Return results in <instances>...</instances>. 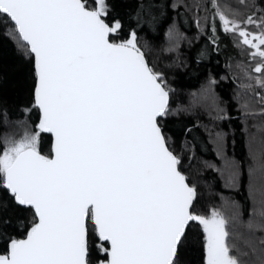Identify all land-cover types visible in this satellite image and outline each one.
<instances>
[{"label":"snow or ice","instance_id":"6c2138e0","mask_svg":"<svg viewBox=\"0 0 264 264\" xmlns=\"http://www.w3.org/2000/svg\"><path fill=\"white\" fill-rule=\"evenodd\" d=\"M213 8L225 34L255 50V86L264 89V9L240 18ZM109 12L108 0H0L4 34L14 30L35 59L40 113L35 132L0 140V194L33 213L24 238L9 237L0 250V264H179L192 222L205 233V264H248L227 216L192 210L196 189L160 123L171 89L137 33L122 39ZM41 133L54 138L50 155L40 151ZM248 174L247 227L264 245L255 236L264 234V142ZM227 179L234 184L236 173ZM6 207L0 203V228L9 224Z\"/></svg>","mask_w":264,"mask_h":264},{"label":"trees","instance_id":"16d2710c","mask_svg":"<svg viewBox=\"0 0 264 264\" xmlns=\"http://www.w3.org/2000/svg\"><path fill=\"white\" fill-rule=\"evenodd\" d=\"M223 1L108 0V20L120 21L122 39L132 31L137 33L139 46L150 66L163 74L171 89V111L160 123L170 149L181 160V170L197 190L192 210L209 217L215 209L227 216L232 243L239 252L248 253L242 259L248 264H259V249L264 245L249 230L245 234L242 224L247 225L250 205L249 142L259 138L264 141V105L259 104L260 113L250 114L251 101H247L248 108H243L241 93L257 101L261 98V102H264V93L241 88V84L254 77L251 69L259 63V58L250 59L249 50L238 46L237 36L225 34L220 21L213 20V4L228 13ZM238 2L241 3L237 10L243 9V18L264 9V0ZM9 27L6 22H0V140L4 138L8 121L27 120L37 129L40 115L34 102L33 56L22 46L26 43L14 30L11 37L4 34ZM205 95L212 96L218 112L211 113L204 100L196 106L192 104L198 101L197 97ZM51 145L52 136L41 133L40 151L50 155ZM223 155L237 175L234 184L227 183L223 174ZM0 196V203L7 206L3 217L9 221L8 226L0 228L2 250L9 237L25 236L33 213L17 206L6 193ZM239 235H247L257 249L256 254L245 244V237L242 240ZM261 235L264 234L255 233L257 237ZM205 258V233L198 222H192L180 246L179 264H205Z\"/></svg>","mask_w":264,"mask_h":264},{"label":"rangeland","instance_id":"374dc122","mask_svg":"<svg viewBox=\"0 0 264 264\" xmlns=\"http://www.w3.org/2000/svg\"><path fill=\"white\" fill-rule=\"evenodd\" d=\"M242 1V0H240ZM240 3L241 2H238V0H224L223 1V7L224 9L226 10V12L228 13H231L233 11H238L240 16L242 15L243 12H241L243 9L241 10H237L239 7H240ZM240 18H243L242 16ZM256 29V28H255ZM250 31H252L253 33H255L257 30L254 31V27H252L250 29ZM246 49L249 50V52H254L255 50L254 49H249L248 46H245ZM165 51H168V47L165 49ZM242 67V66H241ZM240 67V68H241ZM256 67V66H255ZM253 67L251 69L252 73L254 74V77H251L252 79L244 84H241V88H247V85H252V87H249V88H253L254 90L253 91H257L259 93L263 92L264 93V89L262 88H258L255 86V77L258 76L259 74L258 73H255L253 71ZM241 83V82H240ZM256 89V90H255ZM245 96V95H244ZM241 93V104L243 105V108L244 105H247L248 106V103L247 101H251V104H250V108L252 109H249L251 112H249L250 114L251 113H260L261 112V108L259 107V104L260 106L262 107L264 105V102H261V98H258L259 100H254L250 97L247 96L244 97ZM211 98V99H210ZM196 99H198V101H195V102H192V104H194L195 106L197 104H200V102L202 100H204L205 102H208V107L211 108V113H216L218 112V107H217V104L214 100H212V96L211 95H205V96H201V97H197ZM258 105V106H257ZM248 108V107H247ZM246 109V108H245ZM247 112V111H246ZM245 112V113H246ZM6 129H5V134H4V137H10V138H15V139H19L21 138L25 133H33L36 131L35 128H33V126L31 125V123L27 120H21V121H8L5 125ZM262 130H264V127L262 128ZM264 142L261 138L258 139V141H253L251 140L249 142V152L250 154H252L253 151L256 150V147H260L261 143ZM224 156V155H223ZM223 174L225 175V177L227 178L229 176V174L232 172V169H233V166L232 164H230V161L227 162V157L224 156L223 157ZM227 183H228V179H227ZM226 183V184H227ZM238 220V223L241 224L242 222ZM247 224V223H246ZM242 227H243V231L245 232V234L247 233V230L248 227L247 225H245V223L242 224ZM244 235V233H243ZM240 238L243 240L244 237H245V244L248 246V245H252V243L250 242L249 238L246 236H242V235H239Z\"/></svg>","mask_w":264,"mask_h":264},{"label":"water","instance_id":"95a60500","mask_svg":"<svg viewBox=\"0 0 264 264\" xmlns=\"http://www.w3.org/2000/svg\"><path fill=\"white\" fill-rule=\"evenodd\" d=\"M26 43V42H25ZM145 55V54H144ZM145 58H146V60H147V57L145 56ZM33 61H34V68H35V59H34V57H33ZM147 62H148V60H147ZM149 63V62H148ZM149 66H150V64H149ZM35 71H36V69H35ZM36 84H37V78H36ZM36 84H35V89H34V102H35V90H36ZM170 100H171V96H170V93H169V104H170ZM35 107L37 108V106H36V104H35ZM38 109V108H37ZM39 111V110H38ZM40 114V113H39ZM38 124H39V121H38ZM38 124H37V127H38ZM162 130H163V128H162ZM164 132V131H163ZM45 134H48V133H45ZM51 135V134H50ZM52 136V135H51ZM53 142H54V138L52 137V145H53ZM52 145H51V150H52ZM42 153V152H41ZM43 155H46V154H44V153H42ZM175 154V153H174ZM176 155V154H175ZM197 195H198V193H197V190H196V197H195V199H194V203H195V201H196V198H197ZM191 224V223H190ZM189 227V226H188ZM187 231V230H186ZM22 238H24V237H22Z\"/></svg>","mask_w":264,"mask_h":264}]
</instances>
